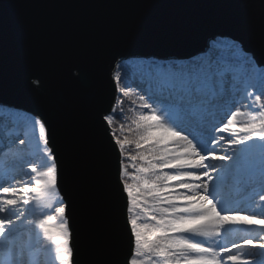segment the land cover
<instances>
[{"label": "snow or ice", "instance_id": "snow-or-ice-1", "mask_svg": "<svg viewBox=\"0 0 264 264\" xmlns=\"http://www.w3.org/2000/svg\"><path fill=\"white\" fill-rule=\"evenodd\" d=\"M260 6L264 9V0ZM241 51L237 42L221 40L203 57L115 65L116 88L132 95L126 90L127 77L129 72L138 76L143 85L139 105L150 113L134 122L133 139L115 140L121 157L118 187L132 214L127 219L132 251L126 264H256L255 252L245 250L264 253V236L255 243L251 238L225 242L233 225L258 226L264 232V214L242 215L216 191L224 176L264 187V152L257 156L249 145L257 139L264 143V71L257 74L264 65ZM73 76L81 79L78 70ZM30 82L34 88L40 85L39 77ZM220 113L222 118L215 119ZM114 118V107L100 114L106 126ZM25 126L33 134L16 143L30 151L20 149L18 158L28 165L25 175L34 184L0 185V238L8 241L18 227L34 223L55 247V259L65 264L72 256L69 201L58 190L57 157L45 122L34 119ZM131 145L134 154L126 147ZM33 202L47 209L34 221L26 214ZM22 255L21 247L6 242L0 247V264H23Z\"/></svg>", "mask_w": 264, "mask_h": 264}, {"label": "water", "instance_id": "water-1", "mask_svg": "<svg viewBox=\"0 0 264 264\" xmlns=\"http://www.w3.org/2000/svg\"><path fill=\"white\" fill-rule=\"evenodd\" d=\"M219 39L264 65L260 0H0V106L48 128L69 201L71 264H126L132 251L121 157L100 120L118 102L115 65L201 57Z\"/></svg>", "mask_w": 264, "mask_h": 264}, {"label": "rangeland", "instance_id": "rangeland-1", "mask_svg": "<svg viewBox=\"0 0 264 264\" xmlns=\"http://www.w3.org/2000/svg\"><path fill=\"white\" fill-rule=\"evenodd\" d=\"M218 41H221V39L212 42L210 44L209 50L213 49ZM223 41L230 40L224 39ZM121 75L122 79L125 81L123 72ZM127 82L131 87H134L138 90L143 87V85L140 84L139 77L134 76L132 72H129ZM230 110L234 111L235 109L231 108ZM6 112L7 109L5 106H0V185L21 187L22 184L17 183V181H21L28 183L31 186L34 184V182L31 181L27 175H25L26 172H29L28 165L20 161L18 158L20 155V149H23L25 153L30 151V149L25 146L18 145L16 141L18 138H25L24 132H26L27 136H31L33 134V129L30 126L26 127L25 121H32L37 118L32 115L14 110L13 113L16 112L21 116L20 125L22 126V130L20 135H18L19 129L15 130V126L13 123H11V119L8 118L7 114H5ZM145 114L150 113L148 110H145ZM222 115V113L217 114L215 119H221ZM224 122L226 123L227 121L225 120ZM35 134L38 135V127L35 130ZM249 145L250 148H254L256 142H249ZM19 146L21 147L18 148ZM257 147L264 148V143H258ZM33 162L35 163L36 161L33 159ZM17 195H19V193H17ZM53 204L55 206V202H53ZM26 207H30L31 209L29 213H26L28 220L33 221L35 219L43 218V213L47 211V209L37 205L35 202ZM244 209L248 211V214H264V202L260 201V196L255 197L254 199H247L244 204ZM262 236H264V234ZM6 242L9 244H15L22 248L23 255L21 260L23 264H60V262L55 259V247L50 242L44 240L42 233L34 223H24L22 226L18 227L8 241L0 238V247H2ZM65 264H71V259L70 261L65 262Z\"/></svg>", "mask_w": 264, "mask_h": 264}, {"label": "trees", "instance_id": "trees-1", "mask_svg": "<svg viewBox=\"0 0 264 264\" xmlns=\"http://www.w3.org/2000/svg\"><path fill=\"white\" fill-rule=\"evenodd\" d=\"M238 47V45H237ZM240 48V46L238 47ZM241 54L243 52L241 51ZM204 56V55H203ZM201 56V57H203ZM260 71H264V69H257V74ZM125 81L122 79V84ZM128 84V82H127ZM132 93L130 96H125L123 93L119 91V98L116 106L117 110V118H114L113 123L110 125L113 133H115V140L117 138L124 139L125 137L129 139L134 138V130H135V121L138 120L141 114H145V110L140 108L138 95L140 94V90L131 87L128 84V89H126ZM264 99V98H262ZM135 101V103H133ZM243 111V110H242ZM8 118L11 119V123L15 126V130L19 129L18 135H20L22 126L20 125L21 116L16 112H6ZM4 115V114H3ZM239 122V121H238ZM24 136L26 137V132H24ZM9 137V136H8ZM260 142L258 139L256 140V145L254 148H251L253 153L257 156L260 155L261 152H264V148L257 147ZM263 144V143H262ZM19 146L18 148H20ZM129 148L132 153L135 152V146H126ZM217 183L216 191L219 193V196L224 200L231 202V207L238 208L241 210L242 215L248 214L244 209V204L247 199H254L255 197H259L264 195V187H262L258 183L243 185L238 177L235 176H224ZM239 199V200H238ZM234 202V203H233ZM132 214H129V216ZM264 232L259 230V227L255 226H245V225H233L229 228L227 233L225 242H242L246 238L253 239L254 243L259 240V237L262 236ZM254 251L256 264H264V254L259 252L256 249H246L245 251ZM235 251V250H233Z\"/></svg>", "mask_w": 264, "mask_h": 264}]
</instances>
